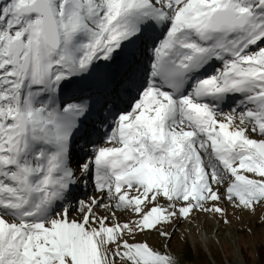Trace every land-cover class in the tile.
<instances>
[{
    "label": "snow or ice",
    "instance_id": "1",
    "mask_svg": "<svg viewBox=\"0 0 264 264\" xmlns=\"http://www.w3.org/2000/svg\"><path fill=\"white\" fill-rule=\"evenodd\" d=\"M225 205L264 206V0H0V264H184L136 236Z\"/></svg>",
    "mask_w": 264,
    "mask_h": 264
},
{
    "label": "rangeland",
    "instance_id": "2",
    "mask_svg": "<svg viewBox=\"0 0 264 264\" xmlns=\"http://www.w3.org/2000/svg\"><path fill=\"white\" fill-rule=\"evenodd\" d=\"M248 175L251 177V174ZM225 206L228 208V225L217 218L201 215L193 225L180 224L171 241L155 232L146 236L137 235L136 240L147 239L151 246L162 251L166 247L180 256L184 264H264V206L257 207L255 213L237 211L229 205ZM120 213L117 212V216L121 223L135 218L129 213H125L126 216H120ZM99 215H107V212ZM196 224L200 225L199 230ZM171 227L169 226V231ZM130 242L133 241L130 239ZM117 264L121 262L117 261Z\"/></svg>",
    "mask_w": 264,
    "mask_h": 264
},
{
    "label": "bare ground",
    "instance_id": "3",
    "mask_svg": "<svg viewBox=\"0 0 264 264\" xmlns=\"http://www.w3.org/2000/svg\"><path fill=\"white\" fill-rule=\"evenodd\" d=\"M256 137H257L256 135L253 136V138H256ZM97 211H98V213L100 214V213L104 212L105 210H103V209H98ZM72 215L75 216L76 214L73 213ZM120 216H126V214L121 212V213H120ZM208 224H209V223H206V225H208ZM235 264H240V262H239V263H235Z\"/></svg>",
    "mask_w": 264,
    "mask_h": 264
}]
</instances>
